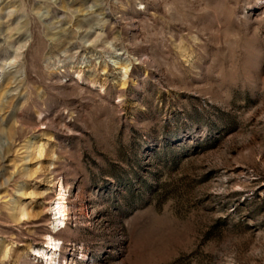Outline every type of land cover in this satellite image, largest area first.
Returning <instances> with one entry per match:
<instances>
[{
  "label": "rangeland",
  "instance_id": "1",
  "mask_svg": "<svg viewBox=\"0 0 264 264\" xmlns=\"http://www.w3.org/2000/svg\"><path fill=\"white\" fill-rule=\"evenodd\" d=\"M48 234L53 264H264V0H0V264Z\"/></svg>",
  "mask_w": 264,
  "mask_h": 264
},
{
  "label": "bare ground",
  "instance_id": "2",
  "mask_svg": "<svg viewBox=\"0 0 264 264\" xmlns=\"http://www.w3.org/2000/svg\"><path fill=\"white\" fill-rule=\"evenodd\" d=\"M40 150V149H39ZM50 207V206H49ZM21 208V207H20ZM66 198H65V190L61 182H58V188L55 192V198L51 201V210L53 214V228L56 227H65L66 226V217H67V209H66ZM19 209V208H18ZM24 210V209H23ZM23 210L20 209L18 215L24 216ZM19 217V216H18ZM21 219V218H20ZM45 239V247L41 250L36 249V252L39 256H42L45 263L43 264H53L54 261H58V251H59V243L58 239L48 234ZM56 263V262H55Z\"/></svg>",
  "mask_w": 264,
  "mask_h": 264
}]
</instances>
